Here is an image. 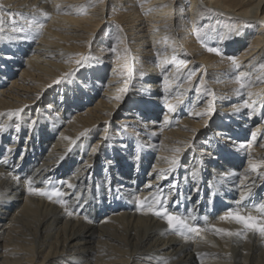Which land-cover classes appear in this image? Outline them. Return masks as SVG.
Returning <instances> with one entry per match:
<instances>
[{
    "label": "bare ground",
    "instance_id": "obj_1",
    "mask_svg": "<svg viewBox=\"0 0 264 264\" xmlns=\"http://www.w3.org/2000/svg\"><path fill=\"white\" fill-rule=\"evenodd\" d=\"M0 18V264H264V236L222 219L264 220V0H0Z\"/></svg>",
    "mask_w": 264,
    "mask_h": 264
},
{
    "label": "snow or ice",
    "instance_id": "obj_2",
    "mask_svg": "<svg viewBox=\"0 0 264 264\" xmlns=\"http://www.w3.org/2000/svg\"><path fill=\"white\" fill-rule=\"evenodd\" d=\"M0 23H2V18H0ZM43 28V25H40L39 26V30H42ZM2 30V29H0ZM15 31H23V29H15ZM208 51H211V52H216L217 54H219V51L218 49L216 48H209ZM84 60H87L88 58L87 57H84L83 58ZM78 64L81 63V61H77ZM233 63H235V60H233ZM237 67H239V65H237ZM66 76L67 75H71L70 73L68 74H65ZM243 74H241L242 76ZM241 76H237L236 79L237 80H240L241 79ZM60 81H56V83H59ZM245 85H241V87H244ZM249 95H251V93H249ZM116 99H120V97H116ZM245 107H251L250 105H248L247 103H245ZM169 110L170 111H175V107L172 106V105H169ZM22 109H17L14 113H12L13 115H18L19 112H21ZM237 111H239V109H237ZM207 113H200V115H206ZM19 126H17V130H18ZM4 129L0 128V131H3ZM87 131V130H86ZM81 135H84V133H81ZM105 139H107V137H105ZM243 147V145H241ZM11 151V150H9ZM175 152H180V149L177 148V149H174ZM61 160L64 159V157H61L60 158ZM172 165H173V169L174 170L176 167L179 166V160L178 159H173L171 161ZM256 168L257 166L256 165H252V171H256ZM193 177H195V173H193ZM16 179H19L18 177ZM31 183V181H29V184ZM68 187L69 188H72L74 187V185H71V184H68ZM173 188L176 187L175 184L172 185ZM197 191H199V189H196ZM29 191H33V192H37V190L35 189H29ZM37 194L39 195H46L48 196L49 199L52 198L53 195L55 196H61L62 194L56 190L54 192H52L51 194L48 193V192H45V191H38ZM164 198L163 197H157V202H160L161 200H163ZM166 202V201H165ZM139 203L141 205H143L144 201L143 200H140ZM178 203V201H177ZM150 211H152V209H149ZM260 210L261 211H264V205H261L260 206ZM67 211V209H66ZM153 214L156 215V216H163L166 218L167 220V223L169 225V228L170 229H187L189 232H192V233H200L202 231L201 228L199 227H193V226H190L187 224V222L181 217V216H178V215H172V214H169L167 213V211H160V210H157V211H153ZM68 215H72L71 212H68ZM222 219L224 220H234L236 221L237 223H240L244 226L245 230L246 231H257L259 232L262 236H264V220H258L257 217L255 216H252V215H242L240 212L236 211V212H229L227 215L223 216ZM215 231H217L218 233H223V234H226V235H238L239 233H233L227 229H223V228H218V229H215ZM181 235H183V232L181 231L180 233Z\"/></svg>",
    "mask_w": 264,
    "mask_h": 264
},
{
    "label": "rangeland",
    "instance_id": "obj_3",
    "mask_svg": "<svg viewBox=\"0 0 264 264\" xmlns=\"http://www.w3.org/2000/svg\"><path fill=\"white\" fill-rule=\"evenodd\" d=\"M107 25L108 24H106V25L105 24H102V27L100 29V32H98V34L95 37L94 43L90 46V48L88 50L89 53H91V54L94 53L95 52V48L98 49L97 45L98 44H102L103 40H107V41L109 40V39H107L109 37L108 36V30H111L112 31L114 29L111 28V27H108ZM155 62H157V60ZM129 63H130V65L137 64L136 63V58H131V60L129 59ZM134 69H135V67H134ZM189 109H190V107H189ZM107 144L103 147V149H101V153L105 149V147L107 146ZM94 159H96V157ZM241 166H244V161L241 163ZM237 196H238V192H235V197H237Z\"/></svg>",
    "mask_w": 264,
    "mask_h": 264
}]
</instances>
